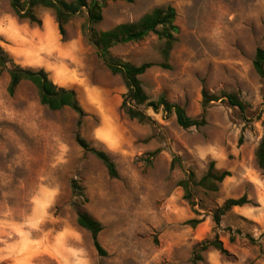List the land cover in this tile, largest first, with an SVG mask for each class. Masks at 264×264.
<instances>
[{
  "label": "rangeland",
  "instance_id": "obj_1",
  "mask_svg": "<svg viewBox=\"0 0 264 264\" xmlns=\"http://www.w3.org/2000/svg\"><path fill=\"white\" fill-rule=\"evenodd\" d=\"M167 6L176 9L180 29L169 59L153 34L111 54L155 64L140 77L146 94L154 101L164 95L193 119L202 116L204 93L217 97L199 127L183 129L175 115L148 108L152 123L129 119L121 110L122 79L82 36L85 14L62 37L52 11L38 9V25L0 0L2 48L16 65L44 69L55 84L75 90L86 114L78 127L74 111L42 106L29 82L10 96L9 75L0 72V264H264V174L255 158L264 133V82L253 68L256 50L264 48V0L108 2L94 28L107 31ZM228 94L246 105L244 113L229 105ZM77 133L111 157L118 178L84 152ZM212 161L231 176L217 193L197 189L192 207L179 182L189 171L200 180ZM73 180L82 195L72 193ZM243 196L251 203L228 211L217 227L215 211ZM80 210L102 223L98 241L106 255L78 225ZM192 219L202 222L193 228ZM215 236L228 254L209 248L193 263L195 246Z\"/></svg>",
  "mask_w": 264,
  "mask_h": 264
},
{
  "label": "trees",
  "instance_id": "obj_2",
  "mask_svg": "<svg viewBox=\"0 0 264 264\" xmlns=\"http://www.w3.org/2000/svg\"><path fill=\"white\" fill-rule=\"evenodd\" d=\"M14 14L21 20H27L30 23L42 25L38 17V9L50 10L54 13L59 33L66 37L65 26L75 17L85 14L86 21L81 27L82 36L92 45L103 64L114 76H119L126 88L121 110L131 120H136L140 124L152 123L153 120L146 114L143 108L152 109L155 112L162 110L166 115H175L177 124L183 129L199 127L206 123L205 114L212 101L218 100L217 97H209L204 93L203 113L200 119L189 117L184 108L170 103L164 95L157 100H151L146 94L143 83L140 79L148 70L155 66L153 63H144L135 65L114 57L111 50L114 47L138 43L143 41L149 35H155L160 42V53L166 60L169 59L174 46L177 42V36L180 32L176 24L177 12L172 6L160 7L143 15L139 20L132 23H123L107 31H96L95 25L100 24L104 19V10L108 2H126L133 3L135 0H9ZM161 67H167L161 64ZM253 68L260 79L264 82V48L256 50ZM0 72H6L9 75V84L7 91L10 96H14L17 88L23 82L31 83L37 90L39 102L42 106L51 111H61L69 108L74 111L79 119L77 126L82 125V119L86 115L80 103L78 94L73 89L60 87L55 84L49 74L44 69H27L16 65L11 56L0 45ZM231 107L237 108L241 113L246 111V105L240 99L232 94L225 96ZM264 128V121H263ZM77 144L85 153L93 154L106 167L110 177L116 179L119 177L116 164L111 157L104 151L91 147L90 144L79 134L75 136ZM255 158L259 169L264 174V133L255 153ZM173 168V165H172ZM231 176L229 171L219 170L215 162L209 163L206 173L200 180L196 179L194 172L189 171L187 178L179 182V187L184 191V200L190 206H195L194 192L197 189H203L207 192L217 193L220 184ZM74 195L81 194L83 189L75 180L71 184ZM250 200L243 196L238 199H228L221 208H218L213 214V222L217 227L220 226L222 217L235 207H243L250 204ZM202 220L192 219L188 221L193 228L200 224ZM78 225L90 232L93 245L100 255H106V251L98 241V236L103 230L100 221L94 218L85 210H80L77 214ZM231 241L234 238L231 237ZM209 248H213L226 255L223 242L218 236L212 240H205L195 246L193 251V263L203 260L202 253Z\"/></svg>",
  "mask_w": 264,
  "mask_h": 264
}]
</instances>
